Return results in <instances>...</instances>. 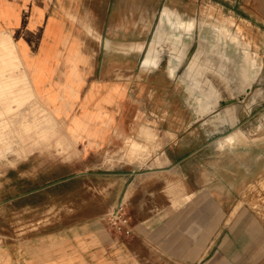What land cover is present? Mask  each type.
Masks as SVG:
<instances>
[{
  "label": "crops",
  "instance_id": "0c3cea01",
  "mask_svg": "<svg viewBox=\"0 0 264 264\" xmlns=\"http://www.w3.org/2000/svg\"><path fill=\"white\" fill-rule=\"evenodd\" d=\"M214 1L235 18L209 6L202 11L215 19L209 24L229 37L228 27H233L232 40H240L245 49L256 47L247 27L264 29V0ZM154 8L159 12L152 28L162 10L183 34L199 24L185 20L167 1ZM110 9V0H0V69L14 79L11 89L31 95L64 126L71 180L86 188L91 202L101 203L99 209L91 207L92 220L0 245V264H155L157 251L170 264H187V250L191 255L199 248L198 234L220 233L215 228L226 208L212 189L197 183L195 171L188 172L189 156L174 155L182 148L174 123L182 119L170 114L167 104L163 114L152 113L157 93L153 68L120 69L117 60H110L129 50L137 52L140 65L146 45L138 40L125 47L119 34L124 15L114 17ZM110 28L117 30L116 38L110 37ZM256 52L251 63L259 71ZM95 187L101 188L96 199ZM120 201L133 234L119 242L97 219ZM200 238L211 241L210 236Z\"/></svg>",
  "mask_w": 264,
  "mask_h": 264
},
{
  "label": "rangeland",
  "instance_id": "374dc122",
  "mask_svg": "<svg viewBox=\"0 0 264 264\" xmlns=\"http://www.w3.org/2000/svg\"><path fill=\"white\" fill-rule=\"evenodd\" d=\"M166 1L185 20L194 19L199 23L189 27L194 35L199 33L200 45L208 53L204 59L207 66L236 77L237 86L242 88L241 95L254 85L250 95L239 104V133L225 143L234 131L223 118L222 110L194 122L209 105L196 82L187 80L184 68L176 71L173 61L169 60L156 69L148 68L153 70L157 85L152 113L163 114L167 104L168 112L182 119L174 123V129L181 136L179 143L176 140L172 145L182 146L174 150V155L189 156L185 157L188 172L195 171L197 183L212 189L226 208L220 226L215 228L220 233L198 234L200 250L191 255L187 250V264H264V85L257 87L258 83H264V29L248 25L256 47L245 49L240 40H232L235 28L228 27L232 37L223 36L219 28L209 24L215 19L202 13L207 7L215 6L224 16L235 18L228 8L214 0H110L112 16L119 14L125 18V25L119 31L125 47L138 40L147 44L159 12L154 7ZM225 3L228 5L229 1ZM135 4L140 7L135 8ZM236 22L245 23L239 19ZM116 32L110 28V37L116 38ZM124 52V56L110 60H117L120 69H144L139 65L137 52ZM255 52L262 66L259 71L251 63ZM219 64L227 68L222 69ZM11 83L14 79L9 78L5 69H0V245L51 228L92 220L93 208L99 209L101 204L91 202L86 188L71 180L74 171L68 166L69 142L64 126L31 95L26 97L11 89ZM213 176L215 182L211 180ZM95 188L94 199L101 195V188ZM85 210L90 214L88 218L84 216ZM108 213L97 219L104 226ZM234 220L236 224L232 223ZM202 236L206 239L210 236L211 241H203ZM193 246L192 238L189 249ZM153 260L155 264H170L161 251H157Z\"/></svg>",
  "mask_w": 264,
  "mask_h": 264
},
{
  "label": "water",
  "instance_id": "95a60500",
  "mask_svg": "<svg viewBox=\"0 0 264 264\" xmlns=\"http://www.w3.org/2000/svg\"><path fill=\"white\" fill-rule=\"evenodd\" d=\"M167 15L165 10L160 12L145 45L140 65L146 68L151 66L156 69L163 62L169 60L173 61L176 71L184 68L187 80L196 82L202 91L204 101L209 105L204 114L195 117L194 122L222 110L223 118L230 124V129L235 131L238 128L237 111L239 104L250 95L254 85L252 84L250 88L245 89L244 94L241 95L239 91L242 88L237 86L236 77H229L223 71H215L211 66L206 65L204 59L208 57V53L202 44L200 45L199 33L194 35L192 31L186 28V34H183L180 26L170 24ZM218 66L223 67L222 64ZM223 68L227 67L224 66ZM231 83L234 85L233 88H231ZM262 85L264 83H258L257 87Z\"/></svg>",
  "mask_w": 264,
  "mask_h": 264
},
{
  "label": "built area",
  "instance_id": "2783aa9c",
  "mask_svg": "<svg viewBox=\"0 0 264 264\" xmlns=\"http://www.w3.org/2000/svg\"><path fill=\"white\" fill-rule=\"evenodd\" d=\"M105 226L108 233L119 242L132 236L130 217L123 201L115 205L106 215Z\"/></svg>",
  "mask_w": 264,
  "mask_h": 264
},
{
  "label": "bare ground",
  "instance_id": "6f19581e",
  "mask_svg": "<svg viewBox=\"0 0 264 264\" xmlns=\"http://www.w3.org/2000/svg\"><path fill=\"white\" fill-rule=\"evenodd\" d=\"M239 133V130L236 129L232 134H238Z\"/></svg>",
  "mask_w": 264,
  "mask_h": 264
}]
</instances>
